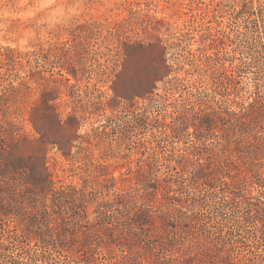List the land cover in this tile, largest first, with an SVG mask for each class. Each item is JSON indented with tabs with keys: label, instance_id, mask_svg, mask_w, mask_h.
Listing matches in <instances>:
<instances>
[{
	"label": "rangeland",
	"instance_id": "rangeland-1",
	"mask_svg": "<svg viewBox=\"0 0 264 264\" xmlns=\"http://www.w3.org/2000/svg\"><path fill=\"white\" fill-rule=\"evenodd\" d=\"M263 23L264 0H0V264H176L204 231L264 264ZM149 203L163 227L132 222Z\"/></svg>",
	"mask_w": 264,
	"mask_h": 264
},
{
	"label": "trees",
	"instance_id": "trees-1",
	"mask_svg": "<svg viewBox=\"0 0 264 264\" xmlns=\"http://www.w3.org/2000/svg\"><path fill=\"white\" fill-rule=\"evenodd\" d=\"M244 7H246V5H243ZM261 9V8H259ZM250 11V10H249ZM263 29H264V23H263ZM242 113H236L235 115V122L236 123H243V124H247L249 123L247 120H250L249 116H248V111H244L243 115H241ZM208 116L205 115L201 118L200 122H199V128H207L205 125V122L208 120L207 119ZM245 119V120H244ZM75 118L74 117H68L66 118V121L72 122L74 121ZM33 125L35 126L36 130L39 132L40 130V126L38 125V119L36 117H34L32 120ZM55 121L57 123V125H61L63 123V120L61 118H59V116L55 115ZM65 121V122H66ZM245 126V125H244ZM243 126V127H244ZM245 128V127H244ZM236 133V132H234ZM239 135H242L243 133H238ZM259 136L256 137L254 136L253 139H251V137L248 139V143H252L253 141H255L256 143H258L259 140ZM26 139V137H25ZM27 140V139H26ZM251 140V141H250ZM254 142V143H255ZM253 144V143H252ZM16 146L14 148H12L10 150V155L12 156V158H14V160H12L11 158L8 160L9 162H6V166L8 168H13L16 170V168L18 167H22V166H26L25 164L29 165V169L31 170V173L29 175V181L34 187H39L41 188L43 183L45 182L44 179V166H41V169H39L40 167H38V165L40 164V160H44L45 157L44 156H38L35 154H32L28 157L26 156H18L16 155ZM243 152V151H242ZM262 152V149H250V151H246V153L248 154L249 157H253L255 159H259L258 156L260 155V153ZM28 162V163H26ZM45 162H41V164H44ZM219 167H223L221 166L222 163L218 162L217 163ZM249 167H245L244 169H240L237 168L235 170V177L233 179H231V181H226V179H224L223 181L225 183H232L233 185H240L243 186L245 178L248 177V173H251L250 169H248ZM222 169V168H220ZM194 177L197 178H205L206 176H209L208 172L204 169V168H197L194 172ZM157 186H155L154 188H158V186H163L164 188H167L165 193L166 198L170 199L169 196V191L172 188L171 184H165L162 185V183L160 182V180H157ZM149 185H147L148 187ZM149 188V187H148ZM150 191V190H149ZM126 197H128L127 199L131 198L130 197V192H124V193H118L117 195V199L119 198L120 200L118 201L119 204L124 205L125 209H127V205H125L126 202ZM145 196L142 194V198H144ZM109 202H106V204H108ZM170 204V203H169ZM152 203H149L148 206L146 207H137L134 209L133 215L131 217V220L134 224H136V227L139 228H143V226L145 224H150L153 223L154 219L159 218L162 219V222L164 224H162L161 227H163L167 222L168 219L170 217L169 212L167 211L166 206L164 207H160L159 209H157L156 211L159 212L160 214L158 216H153L154 215V210L152 208ZM170 207L168 208L170 210L171 213H176V211H178V209H175L176 207L174 205H169ZM209 238L211 239V237L209 236V232H205L202 234H199L197 237V241L196 244L190 243L187 246V249L185 251H183V253H180V255H176V264H220L219 262V258L217 257V247H215V243H212L211 240H209ZM169 245L171 243V245L173 244V242H167ZM173 246V245H172ZM180 251H176L175 253H179ZM175 255V254H173ZM123 259H128L127 258V254L123 256ZM129 260V259H128ZM159 264H174L173 259L167 260V261H162Z\"/></svg>",
	"mask_w": 264,
	"mask_h": 264
}]
</instances>
